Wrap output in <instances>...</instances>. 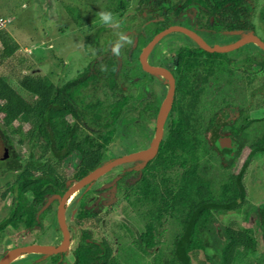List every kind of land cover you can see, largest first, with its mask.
<instances>
[{
	"label": "trees",
	"instance_id": "obj_1",
	"mask_svg": "<svg viewBox=\"0 0 264 264\" xmlns=\"http://www.w3.org/2000/svg\"><path fill=\"white\" fill-rule=\"evenodd\" d=\"M152 2L167 17L173 12L177 17L184 12L193 13L194 25L210 34L247 36L256 32L253 0H178L175 5L170 0H140L143 6ZM129 5L130 0H107L94 16L99 18L101 11L118 15ZM85 10L89 14L93 9ZM64 11L70 29L88 17L76 5H64ZM261 15L264 20V10ZM106 33L107 40L103 41ZM110 33L107 25L91 31L85 48L96 51L95 60L61 86L51 76L35 72L23 61L17 62L19 43L11 35L0 33L1 133L8 146L14 148L13 138L17 137L16 143L28 148L26 155L14 152L8 164V169L20 172L15 183L20 186V200L11 215L14 220L21 215L20 224L29 212L25 225L34 224L39 209L23 199L22 187H42L48 196L62 193L67 188L70 170L74 169L72 178L79 181L112 160L107 150L114 142L123 104L111 103L103 95L106 88L118 89L119 61L112 52L118 39L114 41L116 38ZM231 60L227 54L208 53L200 48L195 52L186 48L179 54L172 128L167 139L134 183L126 181L131 180L134 172H125L118 182V193L126 202L123 214L127 220L115 224L114 234L121 240L124 230L133 241L132 248L152 256V264H255L248 261L258 247L252 231L235 222L218 227L215 218L216 213L244 211L249 202L248 171L254 158L264 157V117L249 119V109L238 106L232 92L236 76L241 78L239 89L245 91L260 78L256 71L249 72L254 63L251 56L247 57L244 71L234 68ZM257 62L262 67L257 73L264 74V61ZM10 81H16L21 91ZM204 92L206 97L201 95ZM202 103L206 104L205 110L211 107L206 123V117L199 113ZM252 123L258 125V134L239 173L224 172L216 180L208 177L210 166L202 156L209 157L214 150L211 136L228 131L239 137ZM87 187L78 199L74 223L81 229L82 240L73 264H120L113 246L100 231L99 212L95 206L88 208L97 200L99 186L93 190ZM261 209L264 212V207ZM132 213L143 225L140 234L134 227L137 222L130 220ZM168 221L179 227L170 246L164 240ZM9 222L8 219L0 229ZM257 226L262 228L264 238V219ZM201 254L204 260L199 262Z\"/></svg>",
	"mask_w": 264,
	"mask_h": 264
},
{
	"label": "rangeland",
	"instance_id": "obj_2",
	"mask_svg": "<svg viewBox=\"0 0 264 264\" xmlns=\"http://www.w3.org/2000/svg\"><path fill=\"white\" fill-rule=\"evenodd\" d=\"M106 1L107 0H76L75 2H72V0H0V20H4L3 23L0 21V33H7L11 35L13 39L19 43L21 49L18 53V59H15L17 62L23 61L25 66L31 68L34 67L35 72L51 76L55 84H57V86H61L62 84L77 77L88 64L95 60L96 51L92 47L86 49L85 42L91 31L104 25L100 22L99 18H95L96 16L94 15L100 7L105 5ZM136 1L137 0H130L129 7L133 8L136 4ZM253 3L256 5L254 11L256 34L259 37L264 38V20L261 15V11L264 10V0H253ZM67 4L78 6L81 10H83V14L88 16L84 18V21L81 25L74 27L73 29L69 28L71 24L69 23V18L66 14V11H64V5ZM87 7H91L93 9L89 14L86 12L87 9L85 10ZM120 16V13L118 15H114L116 19H119ZM188 22L190 21L187 19L186 22L182 21L181 23L189 26L191 30L194 25ZM110 31V35L116 38L115 40H117L123 32L122 29L116 28L114 26H110ZM199 33L210 46L215 45L218 47H226L236 43V41L238 42L241 39V36L237 34H210L204 31H200ZM106 36H108V34L104 36L103 41L107 40ZM165 41L166 42L163 43V50H169L168 53L170 54L172 52L170 51L171 44H175L176 42L192 43V38L185 33L174 32L166 37ZM1 48L2 43L0 42V49ZM19 55L22 58H20ZM227 55L230 59H234L239 66H243L245 63L244 58L246 56L254 57L258 55L261 58H264V51L260 50L256 44H249L239 50L227 53ZM127 60L128 64L130 65L131 60L129 58H127ZM253 68L256 69L258 66L254 65ZM1 71L2 70H0V72ZM9 76L11 75L9 74ZM235 79V87H232V92L235 96L234 102H236L238 106L245 109H247L249 106L252 107L249 110V116L251 118H263V80L260 79L255 81V85H253L251 89L245 91L243 89H239V86L241 85L239 81L241 78L236 76ZM10 83L18 91H21L16 81H10ZM241 91L244 92V94H242ZM243 95L245 96L243 97ZM107 98L108 97H106V99ZM205 105L206 104L203 103L200 104V109ZM199 113L206 117V123L209 112L200 110ZM131 116L134 117V115H130L129 117ZM68 120L72 122L73 118L68 117ZM125 122L127 123V121ZM257 127L258 125L254 124L250 131H248L246 136L248 141H246L244 144V150L239 156H237V158L233 161V165L228 169L222 168L221 160L217 158L215 154L209 155V157H206L203 160L205 163L211 166L208 177L216 180L219 178L220 174H223L224 172H231L234 174L239 173L248 155L250 154L249 146L253 139H256V135L258 134L254 130ZM1 130L2 126L0 123V131ZM17 139V137L13 138L15 152L26 155L28 148L25 146L20 147L16 143ZM137 141L139 142V147L144 146L141 144L145 142V138L143 140L137 139ZM116 142L117 145L110 147L107 150V156L110 158L116 156L119 157L120 154L127 152V149H122L124 145L120 139L116 138ZM145 162L146 160H138L124 163L108 173L106 176L99 179L97 183L94 182L91 184L89 187H87V190H93L97 188V186L105 187L108 182H111L117 176H120L129 170H133L134 168L138 167L139 164H144ZM70 171L73 172V169ZM0 172H3L0 179L1 185L14 184L16 177L14 172H17V170L6 168L3 170L1 169ZM135 176H137V174ZM69 178H72L71 174H69ZM246 185L248 188L249 202L244 211L241 213H216V224L218 227L223 228L232 222H235L241 228L251 230L254 234V237L258 241V247L256 252L249 255L248 261L255 262V264H264V240L262 239L261 232L258 230L255 218L258 207L264 204V157L253 159L251 168L248 171ZM82 190L71 196L67 202V206H70L68 211L70 217H74L72 213L74 214L76 211L75 206L83 192ZM107 203L103 206L102 213L99 218L100 231L104 236H106L108 241L113 246L116 258L120 264H152V256H148L142 252H137L134 250V248H132L133 241L129 235H127L125 232L123 233L124 230L121 232V234H124V237L121 240L118 239L114 234V232L117 231L115 224H118L120 221L127 220L123 214V209L126 206V202H124L122 198H118V200L114 201L111 205L109 204L110 206ZM130 220L131 222H133L132 220L137 222L134 227L138 229L137 232L140 234L141 228L143 226L142 223L139 220L137 221V218L133 215V213L131 214ZM178 229L179 227L177 224H174L170 221L167 222L164 234L166 246H170V243ZM3 238H5V242L0 247V257L2 254H5L6 250L14 247L16 244L14 238L8 231L5 236H3ZM77 240L78 234L76 235L75 232L73 244H77ZM128 245L131 246L128 248ZM123 249H125V251H122ZM23 252H19L21 253L20 257H18L15 262L13 261L10 264L31 262L28 261L31 257L30 254L26 253L22 255ZM34 256V258H39L38 255ZM202 260H204V256L201 254L199 255V262Z\"/></svg>",
	"mask_w": 264,
	"mask_h": 264
},
{
	"label": "flooded vegetation",
	"instance_id": "obj_3",
	"mask_svg": "<svg viewBox=\"0 0 264 264\" xmlns=\"http://www.w3.org/2000/svg\"><path fill=\"white\" fill-rule=\"evenodd\" d=\"M170 2L171 4L175 5L177 4L178 0H170ZM155 6L156 5H154L153 2L151 4L143 6L142 4H140V0H137L133 8L129 7L128 10L120 12L121 16L118 20L121 22V24L118 28L124 29L121 35L127 37L130 43L122 42V46L120 47L119 55L117 57L119 61V79L117 82L118 89L110 91L108 88H106L104 89L103 93L105 97L109 98L111 103L123 104V113L117 124L114 142L108 148L117 145V138L123 142L124 146L122 147V149H127V152L120 154L119 157H113L111 161L152 148L154 146V142L158 139L159 124L160 120H162L163 136L159 144L158 152L154 156L148 158L144 164H139L138 167L134 168L133 170L127 171L134 172L132 178H130L131 180L126 179V181H128L129 183H134L140 177L139 172H142L148 161L154 159L159 154L164 142L167 139L169 131L172 128V109L174 106L176 88L178 85L177 70L179 67V54H181V52L186 48L191 49V51L193 52H195V50H198V48L202 49L194 40H192V43L176 42L175 44H171L170 51L172 52L169 54V50H163V43L166 42L165 38L170 34L166 35L160 41L153 44L155 38L171 26H185V28L190 29L189 26L181 23L182 21L186 22L187 19L190 21L188 23L194 25V21L190 17L191 15L193 16V13L184 12L180 15V17H177L176 13L173 12L167 17L164 12L156 10ZM128 13H133V15H130L123 22L122 18H124V16ZM191 30L201 36V34L199 33L201 30H199L196 25H194ZM254 34L255 36H258L256 32L251 35ZM105 35H107V33ZM120 37L118 38L117 42L120 41ZM259 38L264 42L263 37ZM212 46L214 47L215 45ZM258 48L262 50L260 47ZM247 57L248 56L244 58L245 63L243 66H239L234 59L231 60V65L232 63H235L236 67L234 68H238L244 71L245 66L247 65ZM127 58L131 60L130 65L128 64ZM251 58L254 63L250 65L251 68L249 72L254 73L256 71L255 74L260 79H264V74L257 73V71L262 68L261 65L258 64L257 60H260L262 62L264 61V58H261L258 55L254 57L251 56ZM254 65H257L258 68L254 69ZM152 67H154L155 69ZM168 73H171L174 77L175 86L173 97L169 105L165 109L164 106L171 88V79ZM201 95H204L203 97L207 96L206 92L202 93ZM218 99L220 100L221 98L218 97ZM219 100L217 102H219ZM210 106L211 105H208V107ZM251 108L252 107L249 106L247 109L250 110ZM201 110H205V108L202 107ZM163 111L164 113H162ZM205 111L211 112V107L210 109ZM130 115H134V117H129ZM68 117L73 118L71 115H69ZM249 119L256 118H251L249 116ZM125 121H127V123ZM254 124L256 123H252L250 126L252 127ZM250 129L248 131H250ZM254 130L258 133L256 129ZM248 131L241 133L239 137H235L228 131L212 135L211 143L214 148V152L212 151L210 155L215 154L217 158L221 160L222 167L224 166L225 169H228L233 165V161L237 158V156H239L240 153L244 150V144L246 143V141H248V138H246ZM0 134L2 136L1 131ZM216 136L229 137L233 139L235 144L231 143V146H227L226 144L220 146V152L213 145V140ZM144 138L145 142L141 144L144 146L139 147V142L137 141V139L143 140ZM2 139L5 143L3 136ZM5 145L9 149V154L11 157L9 163H11L12 155L15 150L11 146H8V144L5 143ZM232 148H235V152ZM202 158L204 160L206 156L203 155ZM9 163H7L6 167L0 168V170L8 168ZM114 169H112L111 171H113ZM2 173L3 172H0V179ZM14 173L16 176L14 184H0V226H2L8 219L11 221V223L9 222L10 224L0 229V247L5 242V238H3V236H5L7 231L10 232L16 244L14 247L6 250L5 254L1 255L0 261L6 256V254L13 250L39 245L51 246L54 248L55 252H30L29 254L31 257L28 261L31 262H19L16 264H73L74 253L78 248L80 240H82L81 229L74 223L79 200L77 201L75 206V213H72L74 217H70V214L68 213L70 206H67V202L71 198V196L67 198L63 204V210H61L62 217H60V205L66 191L78 181H75L74 178H69L67 181V188L62 193H55L50 196L45 194V190L42 187H22L21 189L24 191L23 199H26L29 202V205L32 204L34 206V209L37 207L39 208L35 212V223L26 226L25 222H27L30 212L26 213L25 216L23 215L25 217V221L23 222V224H20L21 215L15 217V220L11 217L12 209L16 204H18L20 200L18 199V190L20 186L15 185L17 181V175L20 174V172H18L17 170V172ZM72 173L74 172H70V174L73 176ZM136 174L137 176H135ZM121 176H123V174L117 176L111 182H108L105 187H98V190H100L98 198L95 203L92 204V206L88 207H96V211L99 212L97 219L100 218L103 206L107 202L108 205H111L114 201L118 200V198H121L120 193H118L117 186ZM55 196H59L60 198L53 200L47 206L49 199ZM262 207H264V204L260 205L256 211V223H258L259 221L262 222L264 219V212L261 209ZM62 221H64V224L62 223ZM258 230L261 232L262 239L264 240L262 228L258 226ZM75 232L76 235L78 234L77 244H73V237L75 235ZM34 255H38L39 258H34Z\"/></svg>",
	"mask_w": 264,
	"mask_h": 264
},
{
	"label": "water",
	"instance_id": "obj_4",
	"mask_svg": "<svg viewBox=\"0 0 264 264\" xmlns=\"http://www.w3.org/2000/svg\"><path fill=\"white\" fill-rule=\"evenodd\" d=\"M130 15H133V13H128L124 16V18H122V21L124 22ZM191 18H193V16H190ZM184 32L185 34H187L188 36H190L192 38V40H194L202 49H204L205 51L209 52V53H223V54H227L230 52H234L246 45L249 44H256L258 45V47H260L262 50H264V42L255 35H247V36H243V34H239L241 37V39L236 43L230 45V46H226V47H218V46H210L204 38H202L200 35H198L196 32L185 28V27H180V26H171L170 28H168L166 31H164L163 33H161L159 36H157L155 38V40L153 41L154 43H157L158 41H160L163 37H165L168 34L174 33V32ZM238 35V34H237ZM233 67L235 66V63H232ZM154 68V67H152ZM155 69V68H154ZM169 77L171 79V88H170V92L168 94V98L166 100L165 106L164 108L166 109V107L169 105L173 94H174V86H175V81H174V77L172 76L171 73H168ZM164 113V111L162 112ZM158 139L157 141L154 142V146L152 148H150L149 150L143 151V152H139V153H135V154H131L128 156H124L122 158L113 160L107 164H105L102 168L93 171L91 173H89L88 175H86L84 178H82L80 181L76 182L72 187H70L66 193L64 194L63 198H62V202L60 205V217H62V212L61 210H63V204L65 202V200L67 198H69L70 196H72L74 193H76L77 191L91 185L92 183H94L96 180H98L99 178L103 177L104 175H106L107 173H109L112 169L127 163V162H132V161H138V160H146L152 156H154L159 149V144L161 142L162 136H163V124H162V120H160V124H159V134H158ZM235 144V142L233 141V139L229 138V137H220V136H216L213 140V145L221 152V148L220 146L226 144L227 146H231L230 144ZM233 151L235 152V148H232ZM11 160L10 154H9V149L6 147L2 136L0 134V168H4L7 166V163H9ZM60 198L59 196H55V197H51L49 199V202L47 204V206L55 199ZM62 223L64 224V221H62ZM23 251H27V252H44V253H53L54 248L51 246H39V245H35V246H31V247H24V248H20V249H16L13 250L11 252H9L8 254H6V256L4 258L1 259L0 264H8L10 263V259L13 255L19 253V252H23Z\"/></svg>",
	"mask_w": 264,
	"mask_h": 264
},
{
	"label": "clouds",
	"instance_id": "obj_5",
	"mask_svg": "<svg viewBox=\"0 0 264 264\" xmlns=\"http://www.w3.org/2000/svg\"><path fill=\"white\" fill-rule=\"evenodd\" d=\"M99 20L102 24L107 25V26H114V27H119L121 22L114 17V14L110 11H101L98 13ZM122 42H129L127 37L121 35L120 41H118L115 46L113 47L112 51L116 54L119 55V50L120 47L122 46Z\"/></svg>",
	"mask_w": 264,
	"mask_h": 264
},
{
	"label": "bare ground",
	"instance_id": "obj_6",
	"mask_svg": "<svg viewBox=\"0 0 264 264\" xmlns=\"http://www.w3.org/2000/svg\"><path fill=\"white\" fill-rule=\"evenodd\" d=\"M165 75H167V74H165ZM81 190H82V189H81ZM79 191H80V190H79ZM79 191H77L76 193H78ZM76 193H74L73 195H75ZM73 195H72V196H73ZM26 253L29 254L30 252H23L22 255H23V254H26ZM20 254H21V253H17V254H15V255H13V256L11 257V259H10V263L13 262V261L15 262V260H16L18 257H20Z\"/></svg>",
	"mask_w": 264,
	"mask_h": 264
},
{
	"label": "built area",
	"instance_id": "obj_7",
	"mask_svg": "<svg viewBox=\"0 0 264 264\" xmlns=\"http://www.w3.org/2000/svg\"><path fill=\"white\" fill-rule=\"evenodd\" d=\"M1 21V23H3L4 22V20H0Z\"/></svg>",
	"mask_w": 264,
	"mask_h": 264
}]
</instances>
